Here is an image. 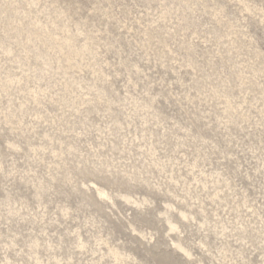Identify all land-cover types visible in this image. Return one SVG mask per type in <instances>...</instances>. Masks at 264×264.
<instances>
[{"label":"rangeland","instance_id":"obj_1","mask_svg":"<svg viewBox=\"0 0 264 264\" xmlns=\"http://www.w3.org/2000/svg\"><path fill=\"white\" fill-rule=\"evenodd\" d=\"M0 264H264V0H0Z\"/></svg>","mask_w":264,"mask_h":264}]
</instances>
